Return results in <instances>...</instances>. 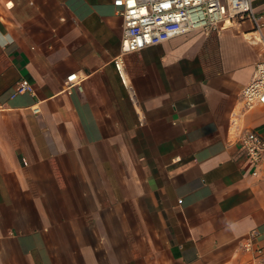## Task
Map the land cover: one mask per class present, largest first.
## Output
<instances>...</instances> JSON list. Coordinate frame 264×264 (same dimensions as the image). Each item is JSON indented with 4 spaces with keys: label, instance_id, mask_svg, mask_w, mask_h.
I'll return each instance as SVG.
<instances>
[{
    "label": "crops",
    "instance_id": "0c3cea01",
    "mask_svg": "<svg viewBox=\"0 0 264 264\" xmlns=\"http://www.w3.org/2000/svg\"><path fill=\"white\" fill-rule=\"evenodd\" d=\"M122 36L113 0H0V264H264V26Z\"/></svg>",
    "mask_w": 264,
    "mask_h": 264
},
{
    "label": "built area",
    "instance_id": "2783aa9c",
    "mask_svg": "<svg viewBox=\"0 0 264 264\" xmlns=\"http://www.w3.org/2000/svg\"><path fill=\"white\" fill-rule=\"evenodd\" d=\"M254 0H113L123 17L121 47L124 53L139 51L145 47L169 40L191 31L209 34L224 29L231 20L248 19L256 30L264 26L263 15L257 13ZM122 56L115 59V67L126 87L133 93L127 82ZM78 76L71 73L66 77L68 86ZM32 91L28 80L18 82L15 93ZM246 108L264 104V60L256 64L253 75L240 92ZM35 112L39 108L34 109ZM242 147L257 175L263 158L264 138L255 131H249L241 138ZM253 234V233H251ZM245 249L251 243L244 244Z\"/></svg>",
    "mask_w": 264,
    "mask_h": 264
}]
</instances>
